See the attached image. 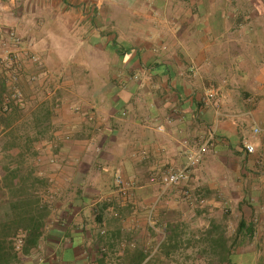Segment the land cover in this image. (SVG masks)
Returning <instances> with one entry per match:
<instances>
[{"label":"crops","instance_id":"crops-1","mask_svg":"<svg viewBox=\"0 0 264 264\" xmlns=\"http://www.w3.org/2000/svg\"><path fill=\"white\" fill-rule=\"evenodd\" d=\"M260 13L235 0H0V57L15 32L41 59H21L25 97L30 75L50 74L38 82L50 103L33 108L48 199L32 196L48 214L0 234V264H188L222 212L262 239ZM202 146L187 180L150 182Z\"/></svg>","mask_w":264,"mask_h":264},{"label":"rangeland","instance_id":"rangeland-1","mask_svg":"<svg viewBox=\"0 0 264 264\" xmlns=\"http://www.w3.org/2000/svg\"><path fill=\"white\" fill-rule=\"evenodd\" d=\"M224 2L225 0H217L218 5L220 6H224ZM235 4L238 6H248L250 8H264V0H235ZM258 18L261 19V23L264 24V14L261 13L259 15H250L249 20H254L255 22H257ZM261 34L264 39V31H262ZM42 81L44 80L38 79L36 82L31 81V79L26 80V84L28 87L34 86V83H36L37 85L31 87L34 88V92L29 96L27 95L24 105L25 107L23 109L13 107L8 113L0 112V184L3 185L1 173V168L3 165L9 166L13 169L19 168V179L31 175V178H38L39 180L36 181L34 187L29 188V191L25 193L26 196H32L35 191H38L37 194L40 195L41 198L48 199V193L44 194L45 191L43 190L46 185L45 180L40 179L35 174L37 172V167H35V160L33 155L36 151L37 146L39 145L36 140V136L39 135L37 132L40 133V131L43 130V127H41V125L40 129L36 130V111L33 108L34 106H36V104L41 103L42 105L50 103V100L48 98H45L46 94L44 90H41L42 87L38 86L41 85L39 83H41ZM20 86L24 92L23 86ZM48 87L50 86L48 85ZM37 88H39V90H37ZM35 91L37 92L35 93ZM37 93L39 94L37 95ZM45 107L47 106L45 105ZM11 143H17V147L10 149L9 147ZM19 199L22 200L21 198H12L9 190L3 191L0 187V217L9 215L10 213H14L11 208V204L12 202H18ZM225 210L229 209H227L226 207L224 208V211ZM215 219V224L224 227L225 233L228 237L232 236L236 232L238 224L237 222H233V219L232 217H230L229 212H222L218 214ZM205 237L206 236H203V238ZM206 245V242L201 240V249L199 250L201 253H199V251L197 250L198 252L196 251L195 256L191 255L189 258L186 256L185 259L188 261V264H210L207 254L205 255L203 251L206 248ZM191 251L192 249L188 248L186 250V253L189 254ZM234 255L237 264H259L262 261L264 263V237L262 239L252 238L246 241L243 245H240L235 249ZM213 264L218 263L214 261Z\"/></svg>","mask_w":264,"mask_h":264},{"label":"trees","instance_id":"trees-1","mask_svg":"<svg viewBox=\"0 0 264 264\" xmlns=\"http://www.w3.org/2000/svg\"><path fill=\"white\" fill-rule=\"evenodd\" d=\"M17 147V143H11L10 149ZM3 187L9 190L12 198H21L18 202H12L11 208L13 215L23 217V220L15 222L0 223V234L4 232L13 233L19 230H36L39 227V223L33 222L31 215L45 216L48 214L47 205H43L40 208L35 207L36 202H40L38 199H34L33 196H26L25 193L29 191L30 187H34L38 178H31V175L20 178L19 168H11L3 165L1 168ZM24 184V185H23ZM25 194V195H24ZM25 217V218H24ZM255 224H247L241 221L238 225L236 232L228 237L225 233V228L218 224H212V228L202 241L206 242V248L203 250L205 255L209 258L210 264L214 261L218 264H237L235 260V249L243 245L246 241L252 239L255 232ZM1 245V243H0ZM13 246H11L12 249ZM0 246V259L1 256ZM11 252H9L10 254ZM8 254V255H9ZM5 256V255H4ZM259 264H264L263 261Z\"/></svg>","mask_w":264,"mask_h":264},{"label":"built area","instance_id":"built-area-1","mask_svg":"<svg viewBox=\"0 0 264 264\" xmlns=\"http://www.w3.org/2000/svg\"><path fill=\"white\" fill-rule=\"evenodd\" d=\"M8 37L14 42V51L7 50L5 54L0 57V66L7 68L6 74L0 75V112L8 113L13 107L22 108L24 106L26 97L23 90L20 87L19 80L22 74L21 59L22 57L28 58L33 64L40 65L41 59L38 55L32 53L29 49H25L20 46L21 39L15 32H9ZM14 67V71L13 68ZM50 74L47 71H43L41 74H32L30 79L36 82L38 79L48 80ZM206 147L202 146L198 150L189 153L187 162L176 169H171L169 172L162 176H152L150 182L152 184H161L165 188L178 186L185 180H187L191 171L202 160ZM248 153H253L255 148L253 145L248 144L246 146ZM118 184L121 186V191L127 190V183L123 179L118 178ZM38 195V194H37Z\"/></svg>","mask_w":264,"mask_h":264}]
</instances>
